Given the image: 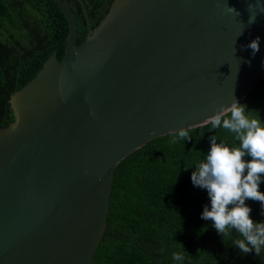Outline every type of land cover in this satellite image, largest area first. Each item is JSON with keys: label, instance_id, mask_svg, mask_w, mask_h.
Masks as SVG:
<instances>
[{"label": "water", "instance_id": "water-1", "mask_svg": "<svg viewBox=\"0 0 264 264\" xmlns=\"http://www.w3.org/2000/svg\"><path fill=\"white\" fill-rule=\"evenodd\" d=\"M52 1L63 55L10 95L0 127V264H91L117 163L206 124L264 76V0H112L94 28L77 0L80 43L67 1Z\"/></svg>", "mask_w": 264, "mask_h": 264}, {"label": "trees", "instance_id": "trees-1", "mask_svg": "<svg viewBox=\"0 0 264 264\" xmlns=\"http://www.w3.org/2000/svg\"><path fill=\"white\" fill-rule=\"evenodd\" d=\"M77 23V43L87 33L80 3L66 0ZM94 28L112 0H82ZM68 23L52 0H0V127L14 120L10 95L29 82L53 53L64 52ZM264 122V76L240 101ZM256 110V111H255ZM191 139L176 132L147 141L119 161L114 170L104 234L91 264H264V249L244 255L201 218L210 204L207 191L191 174L210 149V137L230 147L235 135L210 123L190 128ZM250 159V157L246 158ZM264 192V181L260 184ZM251 218L264 222L258 201L247 200ZM182 253L174 261L172 253Z\"/></svg>", "mask_w": 264, "mask_h": 264}, {"label": "clouds", "instance_id": "clouds-1", "mask_svg": "<svg viewBox=\"0 0 264 264\" xmlns=\"http://www.w3.org/2000/svg\"><path fill=\"white\" fill-rule=\"evenodd\" d=\"M252 5H249L251 9ZM264 12V8L260 9ZM255 21L251 16L250 23ZM255 56L260 51L257 37L245 46ZM247 105L234 98L230 106L221 105L207 123L213 130L223 128L235 135L238 146L230 147L217 142L211 136L210 149L191 174L192 183L207 191L210 200L205 205L201 218L212 222L215 230L224 238L232 232L238 234L233 245L244 255L255 251L259 256L264 249V222L251 218L252 209L247 200L258 201L264 209V192L260 184L264 181V122L252 116ZM256 111V110H255ZM176 134L189 140V130L181 128ZM250 157V159H246ZM174 261H182V253L173 252Z\"/></svg>", "mask_w": 264, "mask_h": 264}]
</instances>
